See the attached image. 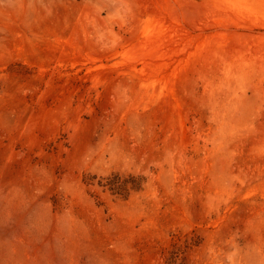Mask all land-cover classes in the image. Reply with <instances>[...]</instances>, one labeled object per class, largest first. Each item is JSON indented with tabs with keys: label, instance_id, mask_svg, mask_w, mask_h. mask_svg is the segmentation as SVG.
I'll return each mask as SVG.
<instances>
[{
	"label": "rangeland",
	"instance_id": "obj_1",
	"mask_svg": "<svg viewBox=\"0 0 264 264\" xmlns=\"http://www.w3.org/2000/svg\"><path fill=\"white\" fill-rule=\"evenodd\" d=\"M0 264H264V0H0Z\"/></svg>",
	"mask_w": 264,
	"mask_h": 264
}]
</instances>
